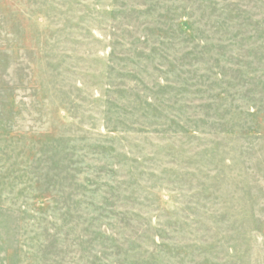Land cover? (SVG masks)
I'll return each mask as SVG.
<instances>
[{
	"label": "rangeland",
	"instance_id": "1",
	"mask_svg": "<svg viewBox=\"0 0 264 264\" xmlns=\"http://www.w3.org/2000/svg\"><path fill=\"white\" fill-rule=\"evenodd\" d=\"M0 264H264V0H0Z\"/></svg>",
	"mask_w": 264,
	"mask_h": 264
}]
</instances>
